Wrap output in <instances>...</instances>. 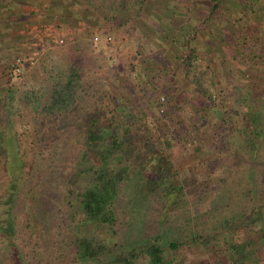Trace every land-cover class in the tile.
<instances>
[{
	"label": "trees",
	"instance_id": "obj_1",
	"mask_svg": "<svg viewBox=\"0 0 264 264\" xmlns=\"http://www.w3.org/2000/svg\"><path fill=\"white\" fill-rule=\"evenodd\" d=\"M44 1L50 4L45 9L46 14L56 25H73L85 18L104 30L102 32L133 21L143 3L136 0L137 5L129 9L124 0ZM61 1L63 9L60 12L53 9ZM210 1L206 22L219 21L228 10L238 15L234 22L223 18V32L227 33L223 35L218 29L224 44L216 58L230 63L234 53L244 51L245 65L253 64L256 57L264 64V51L259 56H249L248 52L253 46H257V52L258 43L264 42V0H236L238 9H220L225 0ZM249 39L246 51L244 44ZM82 45V42L75 45L76 54L68 65L56 64L55 67L48 63L54 60L52 56L46 55L39 61L40 69L30 72L29 77L21 76L19 84L0 91V117L7 121L0 118V174L3 178L0 264H37L42 260L46 264H136L142 257L149 264H184L186 252L206 255L209 264H264L261 263L264 260V156L260 154L264 135L253 123L256 113L245 107L244 117L241 116L245 137L239 147L232 149L220 136L222 147L227 152L231 148L235 156L230 170L218 177L205 173V178L191 183L196 190L192 206L207 197L208 201L212 200L211 205L200 212L202 216L220 212L223 193H234L238 198L237 209L227 217L213 219L209 227L183 235L176 226L173 229L167 210L185 181L176 177L171 158L156 148L160 142L168 145V127H150L143 121L145 113L148 114L145 108L150 107L154 112L153 98L145 102L128 98L127 105L112 102L116 100L114 95L100 96L92 77L82 71ZM182 47L181 57L170 63L168 81L173 80L176 70L180 71L196 50ZM145 65L142 70L150 72L148 63ZM251 68L257 79L252 84L264 85L261 69ZM148 79L145 82L149 83ZM163 86L161 92L157 91L160 97H155L157 103L160 100L159 117L165 120L166 114H174L177 119L174 124L181 122V129L175 134L180 141L195 139L196 142L191 143L190 162L202 151L199 135L211 129L209 125L203 130L199 128L202 125L197 127L204 114L212 113L221 121L216 128L232 130L236 111L226 106L223 112L221 108L211 109L209 104H204V109L197 107L192 116L187 117L186 111L173 107L170 83L164 82ZM200 86L196 81L189 90L191 98L196 94L211 100ZM254 93L252 89L251 94ZM105 97L111 103L103 102ZM118 97L120 99V95ZM13 106L18 120L26 127V138L22 142L30 150L27 166L19 148L21 142L12 131ZM234 185L239 186L232 189ZM152 204H155V216L151 215ZM18 233L24 236L20 244L34 235L33 248H38L44 240L51 241L45 245L48 251L44 247L45 259L36 258L34 254L28 259L29 254L22 251L24 245L20 247L16 240ZM126 233L131 235L133 247L138 249L136 253L119 240H108ZM32 260L35 263H31Z\"/></svg>",
	"mask_w": 264,
	"mask_h": 264
},
{
	"label": "rangeland",
	"instance_id": "obj_2",
	"mask_svg": "<svg viewBox=\"0 0 264 264\" xmlns=\"http://www.w3.org/2000/svg\"><path fill=\"white\" fill-rule=\"evenodd\" d=\"M124 1L129 4V9H132V7L137 5L136 0ZM196 1L199 0H192L194 7H196ZM203 1H205L207 5L211 4L210 0ZM222 5L223 9H238L236 0H225L222 2ZM148 9H155V0H143L141 12L137 18L121 27L114 28L112 26V31L106 32L110 35H113L115 38H119L120 50L117 52L116 59L107 58L93 50L89 43L90 34H92L93 31L102 32L104 30L98 28L95 23L91 24L89 20L85 19L86 23L84 24V30L81 33L74 34L71 43L66 46L55 45L51 49L44 51L36 59L34 64L32 66L26 67L20 75H10L8 72V67L11 61L7 63L4 67L5 77L2 83L3 87L6 86V88L19 84L20 79H22L20 78L21 76L29 77L30 72L40 69L39 61L46 55H50L54 59L52 62H48L53 66L56 64L64 66L68 65L76 54L74 50L75 45H78V43L82 42V71H85L87 76L92 77V82L94 83L95 88L98 90V94L100 96H103L104 93H106L105 96L109 95L112 97V95H114L116 100L113 99L112 102L117 103L118 101V104L119 101H121L120 104L129 103L128 98H130V100L132 98L137 99V101L144 102L153 98L152 103L154 104V112L151 111L152 109L150 107L145 108L148 114L145 113L143 121L150 125V127L151 125L161 127L162 129L164 127H168V145H163L160 142L156 144V148L162 149V151L171 158L176 177L185 181V183L182 184L183 188L175 193L174 201L170 203L171 205L167 210V214L169 216L168 219L173 225V229L177 227L181 234L184 235L187 234L188 231H199L203 226L209 227V224L213 223V219L215 220L217 217L221 219V216L227 217L237 209L238 198L234 196V193H223L220 198L221 201H219L222 205L220 212L218 214L213 212L208 214L206 213L204 216H202L200 212L205 211L211 205L212 200L208 201L209 198L207 197L208 199L205 198L202 201H198L192 206L191 201L194 195H196V190L192 187L193 184L191 183H195L196 179L199 180L205 178V173H213L212 176L214 177L221 176L223 175V172L230 170V165L232 163H235V156L232 149L239 147L245 137L243 131L244 123L241 120V116L244 117L243 111H245V107L247 110L251 109L256 113V118L253 123L257 125L258 130L263 132L264 135V85L256 83L255 85L252 84L257 79L251 68V66H253L255 69H261L260 72L264 74V64L263 60H260L259 57H256L257 59L254 60L253 64L245 65L243 59L244 57H247V55L244 56V51H236L237 53L233 54L234 59L229 63L225 61L226 59H222L220 57L221 55L219 56L221 61H219L216 58L218 52L214 49H209L207 54H202L201 50H198L193 53L191 56L192 59L189 61V63H186L184 67L178 71L179 75H177V77L173 80H170L171 82L169 83L170 85H173V90L175 89L174 91H177L175 94L173 93L174 99L171 98L172 105L174 108H176V110L180 109L179 111H186V114H188L186 115L187 117H191L197 107L204 109V104H209L211 109L221 108L223 112H226V110H224L226 106L229 107L230 110L232 109L236 111V114H234L232 117V130L230 131H227L228 129L226 130V128L225 130H223V128H216V126H218L221 121L217 117H213L212 113L210 115L204 114V119H202L200 123H197V127L202 125L199 128L200 130H203L209 125L211 126V129L206 131V134H203V136L199 135V144L202 145V151L199 154L196 153V155H194L195 157L193 156L194 160L190 162V156L193 155L191 143L196 142L195 139L190 137L186 142L180 141V138L175 134L177 130L180 131L181 126L179 125H181V122L174 124V122L177 120L175 119L174 114H166L167 120L159 117L162 113V110L160 109L159 105L160 100H158L157 103L155 101V97H160V94H158L157 91L159 90L161 92L162 87L165 86H163L164 84L161 82V78L155 77V73H153V71L151 73L143 71L142 65H140L142 59L139 52L140 48L137 45L136 36L146 34L147 31L143 30L141 26H151V15L153 13L149 15ZM229 11L230 10H228L224 15V19L227 21H230L232 18L236 19L237 14L235 15L233 11H230L229 13ZM131 25H133L132 29H130ZM236 25L238 24L236 23ZM225 33L227 32L225 31ZM238 34L239 33H237L236 36ZM232 39L236 41L237 37L232 36ZM249 42H251L250 39L244 44L246 51L247 47L250 46ZM220 43L222 45L224 44L222 41H220ZM258 44L259 46L257 48V52H255L257 46L248 48L249 56L252 54H257V56H259L260 52L264 51V42L262 44ZM225 53L228 52L225 51ZM16 55L19 54H14L11 56V58L13 59ZM222 57H225L224 54H222ZM228 59L230 60L229 57L227 60ZM229 67L231 68L230 70ZM152 69L155 68L153 67ZM147 78H149V83L145 82V80L147 81ZM151 80H153L154 83H152ZM196 81H198V83L201 85V89L205 90L207 94L210 95L211 100H205L206 97H199L196 94L191 98V92L189 90L193 89ZM155 82H158V84L155 85ZM3 87L1 89H3ZM251 88L255 89L254 94H251ZM180 91L185 93L181 92L182 94H180ZM117 92L120 95V99ZM103 102L107 104L111 103L106 97L103 99ZM219 114L222 113L219 112ZM0 118L4 122H7L4 118ZM10 120L12 122V131L14 136L21 142L19 148L20 151H23L22 153H24L22 154V159L27 166L30 160V150L27 149L29 146L22 142L26 138L24 133L26 127H24L23 122L18 120L14 106L11 109ZM215 122L216 125L214 126ZM194 129L197 130L198 128ZM220 136H223L224 140L232 148H230L228 152L222 147L220 143ZM260 154L261 156H264V147L260 150ZM190 177H194L195 179L192 181H186V179ZM2 184L3 178H1L0 174V187ZM238 186L239 185H234L232 186V189L237 188ZM219 193L222 192L219 191ZM151 209H153V213L151 215L155 216V204H152ZM149 234H151V232ZM17 236H19V238L16 240L18 244H20V239H22L24 236L21 233H18ZM130 239H132V237L127 233L108 238L110 242L119 240L120 242L125 243L128 248L133 249V252L136 253L138 249L133 247L134 242ZM35 240L36 238L34 235H32L28 240L25 238V243L20 244V247L24 245L22 251H24L27 255L29 254L28 259H31L32 254L37 255L35 256L36 258L41 256L43 259H45L43 250L45 245L47 246V244H49L51 241L42 240L43 243L38 248H33L32 243L34 244ZM45 251H48L47 247H45ZM147 261L148 260H146V258L142 257L136 262V264H149V261ZM31 263H35V260H32ZM36 263L46 264L44 260H42V262L38 261ZM183 263L209 264L207 262L206 255H196L195 253L192 254L190 252L185 253V261ZM261 263H264V260H261ZM56 264H60V262Z\"/></svg>",
	"mask_w": 264,
	"mask_h": 264
},
{
	"label": "crops",
	"instance_id": "obj_3",
	"mask_svg": "<svg viewBox=\"0 0 264 264\" xmlns=\"http://www.w3.org/2000/svg\"><path fill=\"white\" fill-rule=\"evenodd\" d=\"M59 3L61 4L56 5L53 9L60 12L63 6L62 1ZM49 5L48 1L45 2L44 0H0V91L6 88V86L3 87L2 83L5 77L4 67L12 61V55L27 54L33 48L34 33L39 28L49 25L56 29H66L67 35L70 36L69 43L72 42L74 34L81 33L84 30L85 18L77 20L73 25L69 23L56 25L50 19V15L46 14L45 9ZM195 5L196 7L193 6L192 0H155V9H148L149 15L153 13L151 15V26H141L147 32L145 35L136 36L137 45H141L139 52L142 62L140 65L144 66L148 63V68L152 69L154 67L155 69L150 70V73L153 71L155 77L162 79L161 82H170L167 74L169 66L173 61L176 62L177 57H181L179 54L182 49L184 50L181 45L185 46V49L194 47L195 51L201 50L202 54H207L209 49H214L218 53L221 52L220 48L223 45L220 43L221 34H219V31L223 32L224 15L219 17V21H215L216 25L213 22H206L209 5L203 0L196 1ZM220 9H223V7L220 6ZM202 18H204V21ZM197 19L201 20L197 21ZM230 20L234 22L238 19L236 16V19L232 18ZM132 26L130 29H132ZM217 26L218 28H216ZM224 33L225 30L223 35H225ZM54 46L53 44H45L38 53L37 58L44 51ZM183 59H185V56H183ZM191 59L190 55L187 58L188 63ZM176 71L177 74L174 78L179 75V70ZM155 84H158V82H155ZM2 87L3 89H1ZM171 87L173 90V85ZM174 90L172 92L175 94L177 91ZM171 98L174 99V95Z\"/></svg>",
	"mask_w": 264,
	"mask_h": 264
},
{
	"label": "built area",
	"instance_id": "obj_4",
	"mask_svg": "<svg viewBox=\"0 0 264 264\" xmlns=\"http://www.w3.org/2000/svg\"><path fill=\"white\" fill-rule=\"evenodd\" d=\"M70 42V36L66 29H56L53 26H43L35 33L32 40L33 48L27 54L16 55L8 67L10 75H20L26 67L32 66L37 55L44 45L66 46ZM92 48L98 53L110 59H116L119 49V38H115L106 32L93 31L89 36Z\"/></svg>",
	"mask_w": 264,
	"mask_h": 264
}]
</instances>
